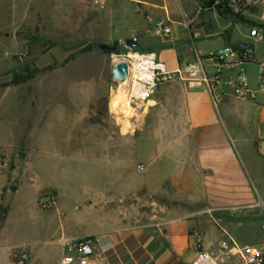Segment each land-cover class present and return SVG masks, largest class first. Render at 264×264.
Listing matches in <instances>:
<instances>
[{"label":"crops","instance_id":"obj_1","mask_svg":"<svg viewBox=\"0 0 264 264\" xmlns=\"http://www.w3.org/2000/svg\"><path fill=\"white\" fill-rule=\"evenodd\" d=\"M207 1L0 0V16L14 24L41 16L46 27L51 20H72L80 37L102 32L107 45L136 36L140 54L154 53L168 71H175L196 56L204 58L230 44L249 43L250 36L239 24L255 26L264 11L259 5L236 20L206 6ZM97 16H105L100 31ZM161 19L169 20L171 33L167 37L151 33ZM154 37L159 39L154 41ZM255 48L256 60L263 61L264 50L261 56ZM231 59L228 56L226 61ZM238 68L224 67L222 82ZM244 68L254 87L258 67L247 64ZM222 91L225 95L217 107L201 86L188 88L184 82L161 85L153 93L151 110H158V117H168L159 132L169 133L167 146L162 148L165 142H160L154 148L167 149L158 152L160 164L168 165L167 179L176 191L182 188L177 193L184 197V204L169 206L168 212L176 215L149 225L111 227L96 221L86 224L84 215H72L61 220L59 235L41 238L44 228L40 226L31 228L28 241L13 243L8 240V205L0 225V264H16L12 258L16 251L28 254L26 264L50 260L59 264L56 241L62 235L95 238L90 264H191L198 251H216L223 240H232L242 248H264V96L250 102L233 97L228 87ZM101 177L95 181L96 197L108 195L112 188V175ZM7 183H0V196ZM12 187L10 184L9 190ZM49 189L55 192L56 201L47 211L57 212L59 193Z\"/></svg>","mask_w":264,"mask_h":264},{"label":"rangeland","instance_id":"obj_2","mask_svg":"<svg viewBox=\"0 0 264 264\" xmlns=\"http://www.w3.org/2000/svg\"><path fill=\"white\" fill-rule=\"evenodd\" d=\"M4 17L0 16V183H8L0 205L5 210L10 206L8 240L28 241L31 228L40 226L41 238L59 235L61 220L72 215L82 214L86 224L96 221L103 227L149 225L176 215L168 212L169 206L184 204V197L177 193L182 188L172 187L168 165L158 158L169 133L159 132L168 117L151 110L155 90L145 114L129 119L132 114L117 111L128 114L124 106L113 105L122 82L113 78L112 70L120 58L97 49L105 43L102 32L84 38L73 29L72 20H51L46 27L41 16L15 24ZM97 17L100 31L105 16ZM239 26L250 36L248 26ZM249 44L261 55L263 45L251 37ZM140 46H145L143 39ZM160 142H165L162 148L155 149ZM17 153L26 154L24 160L19 161ZM105 174L112 175V188L108 195L96 197L95 181ZM10 184L18 190H9ZM49 188L59 193L57 212L40 206L48 196L54 206L56 194Z\"/></svg>","mask_w":264,"mask_h":264},{"label":"built area","instance_id":"obj_3","mask_svg":"<svg viewBox=\"0 0 264 264\" xmlns=\"http://www.w3.org/2000/svg\"><path fill=\"white\" fill-rule=\"evenodd\" d=\"M259 5L264 7V0H214L210 7L213 10L222 8L233 15H242ZM151 33L159 37L169 36V20H158ZM250 37L264 47V11L259 14V22L250 28ZM133 55L141 58L136 65L131 58ZM228 56H232L230 61H226ZM122 59L130 66L127 79L131 83L132 91L127 102L132 115L129 119L141 116L153 91L158 86L171 82H184L188 88L201 86L210 95L214 107H217L224 97L222 90L225 87L230 88L233 97L243 101L253 102L259 96H264V60H256L251 50L230 52L226 57L214 53L204 58L196 56L175 71H168L154 53L140 54L129 51ZM247 64H256L258 67L257 84L254 87L250 86L244 68ZM226 66L239 68L222 82V70ZM120 114L124 116L123 112ZM139 169L142 170V167ZM48 197L46 202L40 204L43 209L53 207V199ZM56 242L60 250L59 264H90L95 246L93 236L69 238L62 235ZM12 258L16 264H26L29 260L24 251L14 252ZM191 264H264V248H242L232 240H223L216 251H198Z\"/></svg>","mask_w":264,"mask_h":264},{"label":"water","instance_id":"obj_4","mask_svg":"<svg viewBox=\"0 0 264 264\" xmlns=\"http://www.w3.org/2000/svg\"><path fill=\"white\" fill-rule=\"evenodd\" d=\"M97 49H99L103 54L116 56L120 58L119 62L114 65L112 74L116 81L124 82L128 78V70L130 68L128 62L123 60V55L121 54L122 49L129 51L137 50L139 48L138 38L132 36L124 39L122 42H113L111 45L98 44ZM254 46L249 43H233L230 44L228 48L215 52V55L226 57L230 52L234 51H244L253 50ZM26 154L17 153V158L19 161L24 160ZM11 191H15L16 188H11Z\"/></svg>","mask_w":264,"mask_h":264},{"label":"bare ground","instance_id":"obj_5","mask_svg":"<svg viewBox=\"0 0 264 264\" xmlns=\"http://www.w3.org/2000/svg\"><path fill=\"white\" fill-rule=\"evenodd\" d=\"M131 58H133V64H137L139 60H141L140 57L133 55ZM120 59H117L115 61L119 62ZM121 87L119 89V92L116 93V98H114L113 102L117 103L119 106H124V109L131 114V110L128 106L127 98L130 95V92L132 91L131 89V83L129 79H127L125 82H122ZM135 88V87H134ZM127 116V114H124Z\"/></svg>","mask_w":264,"mask_h":264},{"label":"trees","instance_id":"obj_6","mask_svg":"<svg viewBox=\"0 0 264 264\" xmlns=\"http://www.w3.org/2000/svg\"><path fill=\"white\" fill-rule=\"evenodd\" d=\"M214 2V0H208L205 5L210 7L212 5V3ZM216 11H218V13L220 15H222L223 17H226V18H232V19H236V20H239L242 18V16L240 15H233L231 14L228 10L226 9H222V8H217ZM133 53H139L138 50H133L132 51ZM238 52H243V51H238ZM29 78H22V79H17V80H14V84H18V83H21L22 81H25V80H28ZM5 216H6V210L0 205V225L1 223L4 221L5 219Z\"/></svg>","mask_w":264,"mask_h":264}]
</instances>
